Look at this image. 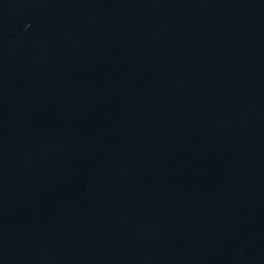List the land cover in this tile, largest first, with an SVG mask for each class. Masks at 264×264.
I'll list each match as a JSON object with an SVG mask.
<instances>
[{
  "label": "water",
  "instance_id": "95a60500",
  "mask_svg": "<svg viewBox=\"0 0 264 264\" xmlns=\"http://www.w3.org/2000/svg\"><path fill=\"white\" fill-rule=\"evenodd\" d=\"M0 264H264V0H0Z\"/></svg>",
  "mask_w": 264,
  "mask_h": 264
}]
</instances>
